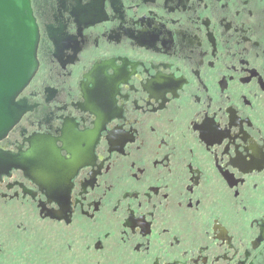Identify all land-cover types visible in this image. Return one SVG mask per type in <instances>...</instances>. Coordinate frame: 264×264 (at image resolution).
<instances>
[{
	"label": "flooded vegetation",
	"instance_id": "obj_1",
	"mask_svg": "<svg viewBox=\"0 0 264 264\" xmlns=\"http://www.w3.org/2000/svg\"><path fill=\"white\" fill-rule=\"evenodd\" d=\"M30 6L0 264H264V0Z\"/></svg>",
	"mask_w": 264,
	"mask_h": 264
},
{
	"label": "water",
	"instance_id": "obj_2",
	"mask_svg": "<svg viewBox=\"0 0 264 264\" xmlns=\"http://www.w3.org/2000/svg\"><path fill=\"white\" fill-rule=\"evenodd\" d=\"M39 34L30 0H0V139L24 113L17 98L39 68Z\"/></svg>",
	"mask_w": 264,
	"mask_h": 264
},
{
	"label": "snow or ice",
	"instance_id": "obj_3",
	"mask_svg": "<svg viewBox=\"0 0 264 264\" xmlns=\"http://www.w3.org/2000/svg\"><path fill=\"white\" fill-rule=\"evenodd\" d=\"M262 196H264V193H261ZM4 241H3V236H2V233H0V244H2Z\"/></svg>",
	"mask_w": 264,
	"mask_h": 264
}]
</instances>
